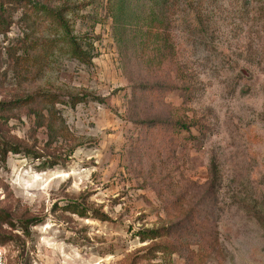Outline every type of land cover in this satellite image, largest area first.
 I'll return each mask as SVG.
<instances>
[{"label":"rangeland","instance_id":"1","mask_svg":"<svg viewBox=\"0 0 264 264\" xmlns=\"http://www.w3.org/2000/svg\"><path fill=\"white\" fill-rule=\"evenodd\" d=\"M47 3L59 30L15 8L0 33V102L61 98L0 111V147L20 149L0 153L8 264H264V0ZM156 21L166 35L147 34ZM64 33L93 42L90 64L66 52ZM178 118L194 124L174 135ZM170 223L178 250L138 236ZM205 233L218 246L195 259Z\"/></svg>","mask_w":264,"mask_h":264},{"label":"trees","instance_id":"2","mask_svg":"<svg viewBox=\"0 0 264 264\" xmlns=\"http://www.w3.org/2000/svg\"><path fill=\"white\" fill-rule=\"evenodd\" d=\"M54 1V0H53ZM160 4H164L166 0H158ZM15 8H20L24 11V16L28 20L31 21L34 20H40L45 21L46 19H49V24L53 25L55 24V28L59 30L61 27V22L65 25L64 19L61 15L57 14V11H52L49 7V4L47 3V0H0V33H6L8 32L10 26H11V12ZM56 16V17H55ZM158 17V15H157ZM198 23L201 26H204L205 31L208 32L211 31V35L215 32L214 27H211L210 22L212 20L211 15L206 14L203 17V14H200L196 16ZM61 21V22H60ZM161 21V20H160ZM160 21H156L155 24H152V27H154V30L150 29L147 30V34L150 35L152 33L166 35V24L160 23ZM39 22V21H38ZM151 22L154 23V21L151 20ZM208 23V24H207ZM210 28V30H209ZM67 34V33H66ZM65 33L61 36L64 38V44L66 52L73 58H75L77 61L83 64H90L92 62V59L94 57L92 50H93V42L89 40V38H86L82 43L79 41L76 37H73L71 34ZM30 42V41H29ZM45 47L44 52L45 54H52L53 48H54V40L52 38H47L44 40ZM20 63L25 60L24 56H20L16 58ZM178 68L177 70H179ZM178 78H182L181 80H185L188 76V73L186 75L184 70H180L179 74L177 75ZM170 86V85H169ZM187 90V89H186ZM37 98L39 101L47 106L53 107L55 103L61 102V98L58 97V95L54 93L49 92H38L34 95H26L20 99H16L13 101H7V102H0V111L3 112L5 110H12L16 108H20L22 106L30 105L33 102L37 101ZM86 97L81 96H72L68 99V102L71 104V106H75L78 102L85 101ZM264 119V117H263ZM194 124L191 120L187 121L186 119H176L175 121L169 122V131L174 133V135H178L180 131L182 130H188L189 127ZM50 129L55 131V127L52 125V123H48L47 125ZM8 152L12 153H19L20 149L18 146L14 144H10L6 141L2 142V146L0 147V153L2 155H6ZM67 210H69L71 213L77 214L79 216H87V209L82 206L81 204L77 202H70L67 205ZM91 215L99 220L107 221L110 220L108 215L104 212H100L97 210H92ZM176 232V229H173L172 224L163 225L159 228H152V229H145L138 231V236L141 240H157L156 243L152 245V248L154 251H162V252H172L174 250H178L180 247L176 244H173L169 241L171 236H173V233ZM184 240V236L182 237ZM202 242L198 243V249L195 252H192L193 258L196 259V257L200 258L201 255L207 254V243L211 245H215V247L218 246L217 237L211 236L208 233L202 235ZM3 245V244H1Z\"/></svg>","mask_w":264,"mask_h":264},{"label":"built area","instance_id":"3","mask_svg":"<svg viewBox=\"0 0 264 264\" xmlns=\"http://www.w3.org/2000/svg\"><path fill=\"white\" fill-rule=\"evenodd\" d=\"M0 264H8L7 250L4 245L0 244Z\"/></svg>","mask_w":264,"mask_h":264}]
</instances>
